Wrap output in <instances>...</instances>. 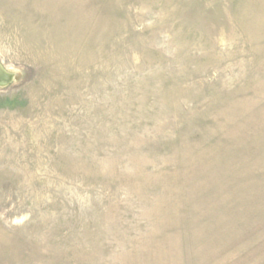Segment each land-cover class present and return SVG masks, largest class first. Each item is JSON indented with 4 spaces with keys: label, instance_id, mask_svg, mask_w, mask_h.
<instances>
[{
    "label": "rangeland",
    "instance_id": "obj_1",
    "mask_svg": "<svg viewBox=\"0 0 264 264\" xmlns=\"http://www.w3.org/2000/svg\"><path fill=\"white\" fill-rule=\"evenodd\" d=\"M0 264H264V0H0Z\"/></svg>",
    "mask_w": 264,
    "mask_h": 264
},
{
    "label": "water",
    "instance_id": "obj_2",
    "mask_svg": "<svg viewBox=\"0 0 264 264\" xmlns=\"http://www.w3.org/2000/svg\"><path fill=\"white\" fill-rule=\"evenodd\" d=\"M14 79V75L7 72L0 64V87L9 85Z\"/></svg>",
    "mask_w": 264,
    "mask_h": 264
}]
</instances>
